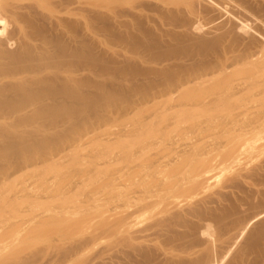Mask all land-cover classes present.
I'll return each instance as SVG.
<instances>
[{
    "label": "rangeland",
    "instance_id": "rangeland-1",
    "mask_svg": "<svg viewBox=\"0 0 264 264\" xmlns=\"http://www.w3.org/2000/svg\"><path fill=\"white\" fill-rule=\"evenodd\" d=\"M97 1H101L100 3L106 6L102 8L103 11L100 15L107 17V20L102 21L98 27L95 25L100 30L94 27V29L99 30L103 41L99 43L100 45L90 43L88 46L83 42L81 44L73 41L60 43L55 39L56 35H62V32L54 31L51 27L52 14L54 13L52 3L54 0H0V92L12 97V101L6 103L7 108L0 109V167L14 163L13 167L7 165L10 172H13V176L8 182H3L5 175L0 170V264H114L115 235L112 206L114 205V189L118 187L117 185H128L129 179L130 184L135 183L134 178L136 179L138 174L143 172L146 165L144 163H147L146 161L152 156L159 155H157V153H160L159 145L163 140H174L176 138L193 140V138L201 137L223 138L225 140L228 135V128L218 129L219 132L213 126L216 127L220 121L226 122L227 120L232 121L234 124L239 123L241 125L243 123L247 125L255 121L257 116L259 98L255 88L257 85L260 87V82L249 80L248 76L238 73L236 69L242 65L240 64L242 61H238V58L241 57L239 55L247 45L249 51L264 48V0H252V3L251 0H201L199 4H194V10L190 8L192 6L190 0ZM219 2L221 3L219 4ZM145 6L147 7L145 8ZM221 7H224V10ZM4 8L13 12L6 15ZM237 8L240 9L237 10ZM243 10H246V13ZM228 14L230 15L227 16ZM247 14V21H251V19L252 21H246L249 34L244 36L236 27L241 24L240 21L244 20ZM195 15H198L202 29L199 33L196 32L197 34L193 33L190 26L191 21H189ZM250 15L253 16L248 18ZM223 16L224 18H222ZM256 16L259 20L256 19ZM254 19L261 23L256 22ZM156 23L158 26L155 25ZM219 23L221 26L218 25ZM114 24L117 30L115 34L118 33L117 35H120L121 40H118L120 38L110 39L114 35L111 31L107 33ZM209 24L210 26H208ZM107 26L109 27L108 30ZM223 27L225 32L230 31V33L228 37L227 35L224 36L221 45L217 48L218 51L212 50L213 52H208L209 55L206 54L208 56H201L200 47L193 43L196 38L209 36L206 39H210V35L211 38L213 34H215L214 37L218 35L217 33L222 35L225 33L222 31L224 30ZM221 31L222 33H220ZM94 34L88 31L87 36L91 38L97 35ZM107 34H111V36ZM175 38L178 39L175 40ZM139 39L141 42H138ZM142 40L145 43H142ZM182 41L183 43H181ZM167 42L170 43L166 44ZM184 42L191 45V50H189L190 46L188 45V47ZM138 43H140V46L143 45L140 47ZM156 43L159 45L158 47ZM145 46L147 49L150 48L149 51ZM220 47H222V50ZM88 48L93 51L92 59L83 57L88 52ZM133 48L135 50L132 51ZM154 48L155 50L158 48V51H153ZM159 48L161 49L159 50ZM30 49L34 50V57L25 58L24 62L17 61L14 57V53L24 56ZM151 49L153 50L151 51ZM173 49L178 50L175 52ZM192 50L197 53L190 52ZM151 52L156 54L152 55ZM182 52H185V55ZM194 53L195 56L192 57ZM100 54L103 55L101 58ZM165 54L171 57L164 56ZM196 54L198 60L196 58L195 61ZM211 54L215 56L213 57ZM126 55L137 58L128 70L123 65L124 60L128 58ZM156 55L159 56L157 58H160L161 61L164 60L162 63L158 62L160 63L158 65L154 64L153 61V63L151 62ZM162 56L164 57L161 58ZM200 56L202 59L205 57L204 62L201 61ZM168 58L175 62H171L174 66H171ZM223 58L227 59L224 73L229 67L226 73L229 71L230 74L227 73L226 76L215 78L214 83L209 82L207 83L208 86H203L204 88L209 87L207 91H211L205 92L202 87L199 93L180 94L179 91H176V94L172 92L174 95L172 93L168 95L169 98L172 97L181 101L180 106L140 108L137 101L140 100L139 97L142 96V93L134 91V94L131 91L129 93L127 90L123 91L121 89L124 88L123 85L128 84L127 77L129 78V75H136L134 77L139 82L144 78L143 74L155 67L154 65L159 70L164 69V74L175 72L177 80L178 76L183 79L184 74L186 77L194 76L197 70L193 71L190 68L196 62L201 64H198L200 68L198 66L197 71L200 75L203 73L218 75V71L221 72V69L216 64H219ZM208 61L213 62V64L209 65ZM119 62L122 64H119ZM181 63L184 64L182 67ZM169 64L172 68L169 67ZM188 64L190 65L188 66ZM178 65L180 66L178 68L183 70H180L182 72L175 67ZM193 66L194 69L197 67ZM121 67L124 70L123 72L120 70ZM171 69H175V71ZM186 69L190 70V74H192L190 75ZM116 71H118V75H115L117 74ZM119 71L122 74H119ZM126 71L127 75H125ZM133 71L138 73L134 72V74ZM139 77L140 79H138ZM246 78L248 79L246 80ZM239 80H242V82L240 83ZM68 81L72 85L77 84L69 87L68 90H63L64 88L61 85ZM102 83H105V87ZM120 85L121 88H119ZM212 86L214 88H211ZM14 90L19 93L16 95L13 92ZM108 90H114L113 93H115L110 95ZM202 90L206 94L203 92L201 94ZM136 92L139 94H136ZM248 92L249 94H247ZM39 93L42 96L38 95ZM252 93L253 95L250 96ZM177 94L182 97L179 99ZM183 95L189 96L192 101L187 96L184 98ZM234 97L237 99L236 101ZM186 98L189 102L186 101ZM199 98L201 99L200 102ZM250 100H253L254 103ZM44 103L51 105L48 118L42 114L41 107ZM194 103L200 107H196ZM190 108H193V110ZM195 109L198 111H194ZM214 110L215 114H218L217 116L212 114ZM10 113L12 114L9 115ZM221 117L224 118L221 119ZM52 118L53 122L55 119H59L63 123V126L60 125V131L58 132V129L57 134H55L57 137L54 135L55 131L52 134L58 139L56 141L52 140L49 144L50 139H47L48 142L45 147H38L39 149L26 153L23 160L15 158L13 142L25 140L26 130L45 126ZM3 120H7V122ZM262 133H260V137L257 136L259 134L254 132L237 135L236 144L238 146H241V143L244 146L247 141L249 144H245L246 147L244 146L241 151L239 148L233 157L225 156V159H223L220 153L211 157L208 162L213 166L206 176L212 177L207 184L211 188H223L233 178L236 183L240 184L237 185L236 190L242 196L244 195L243 197L248 200L249 206L252 205V202L255 203L253 198L257 199V197L259 200L256 203L260 204L262 202L261 206H263L264 161L262 159H264V139L259 141L264 138V132ZM251 138L252 141H250ZM254 139H258L259 143L256 141L258 144H255ZM253 142L255 145L251 144ZM220 159L223 160L220 162ZM221 169L223 170L221 171ZM135 170L136 172H134ZM218 172L222 173L219 174ZM133 173L136 175H133ZM216 175H219V177ZM198 178L201 179L202 176ZM242 184L245 187L247 186L246 189ZM261 190H263L262 194ZM248 196L250 199L252 196V199L249 200ZM254 205L255 207H253ZM254 205L251 208L255 209L257 204ZM258 208L260 207H257V210ZM251 224L249 227L252 228L256 227L257 223Z\"/></svg>",
    "mask_w": 264,
    "mask_h": 264
},
{
    "label": "bare ground",
    "instance_id": "bare-ground-1",
    "mask_svg": "<svg viewBox=\"0 0 264 264\" xmlns=\"http://www.w3.org/2000/svg\"><path fill=\"white\" fill-rule=\"evenodd\" d=\"M163 1H169V0H163ZM200 1L201 0H190V3L192 4V6L190 8H192V10H194V8H195L194 4L195 5L199 4ZM210 1H212V0H210ZM100 2L97 0H54V2L52 3V8L54 9V13L52 14L53 17H52V21H51V27L54 31H61L62 32V35H56L55 39L60 43H64L67 41H73V42H78L81 44L83 42V43H86L88 46L90 43H97V44L101 43L103 41V38H102V35L99 34L100 28H97V27L99 26V24L102 21H106L107 17H104V15H100L101 12L103 11L102 8L106 7L105 4H102ZM220 3L221 2H219V4ZM251 3H252V0H251ZM149 5H147V6H149ZM237 5L238 4H236V6ZM147 6H145V8ZM218 6H220V5H218ZM238 7H239V5H238ZM253 7H254V5H253ZM136 8H137V6H136ZM218 8H220V7H218ZM221 8H223V10H224V7H221ZM239 9L240 8H237V10H239ZM254 9H256V8H254ZM112 10H114V9L112 8ZM243 11H245V13H246V10H243ZM12 12L13 11L7 10L6 8H4V13L6 15L11 14ZM112 13H114V12H112ZM227 13H230V12H227ZM224 14H226V13H224ZM250 14H252V13H250ZM253 14H254V12H253ZM211 15H213V14H211ZM229 15L230 14H228L227 16H229ZM121 16H123V15H121ZM197 16L195 15L191 20H189V21H191L190 26L193 30V33H196V32L199 33L202 30L201 26L199 24V19ZM247 16H248V14L246 15L244 20L240 21L241 24L238 27H236L237 30L239 28V30H240L239 32L242 33V35H244V36L249 34V31H248L249 29L247 28V22L252 21V19H251V21H249V20L247 21ZM251 16H253V15H250L248 18H250ZM210 17H212V16H210ZM233 17H234V14H233ZM222 18H224V16ZM235 18H237V17H235ZM253 18H255V17H253ZM186 19H187V16H186ZM228 19H229V17H228ZM256 19H257V16H256ZM256 19H254V20H256ZM153 20H155V19H153ZM239 20H240V18H239ZM257 20H259V19H257ZM257 20H256V22L261 23L260 21H257ZM172 21H173V19H172ZM182 23L184 24V22H182ZM165 24H168V23H165ZM183 24H182V26H183ZM238 24H239V22H238ZM248 24H250V23H248ZM155 25H157V23ZM218 25L221 26L220 23ZM253 25H255V24H253ZM177 26L179 27L178 24H177ZM208 26H210V24ZM94 27H96V29H99V30L94 29ZM125 27H126V24H125ZM127 27H129V26H127ZM202 27H203V25H202ZM248 27H250V26H248ZM108 28L109 27L107 26V30H108ZM257 28H258V26H257ZM92 29H94V30L92 31ZM159 29H161V28H159ZM251 29H254V28H251ZM95 30L97 31V33ZM138 30L140 31V29H138ZM88 31L95 33L94 35H96V34L97 35L89 38L90 36L89 37L87 36ZM109 31H111L112 35H114V37H112L110 39L120 38V35H117L118 33L115 34V32L117 31L115 24L110 27V30H108L107 33H109ZM118 31L120 32V29ZM203 31L201 32L202 35H203ZM222 31L225 32V28ZM222 31L220 33H222ZM229 33H230V31H226L222 35H219V33H217L219 36L217 35L216 37H214L213 35H215V34L212 33L213 34L212 38H211V35H210L211 33H210L209 34L210 39H206L207 37L209 38V36H207L206 38L204 36H203L204 38H202V37L196 38V41H194L193 43L200 47L201 52H200V50H198V51L200 53H202V55L200 53H198V54H200L201 56H208L210 54L208 52H210L212 50L218 51L217 48H219V46L221 45V41H223L224 36L227 35V37H228ZM255 33H257V32H255ZM236 35L238 36L237 33H236ZM108 36H111V34ZM141 36H142V34H141ZM166 36H168V35H166ZM183 36H185V35H183ZM87 37H88V39H87ZM124 37L127 39L126 36H124ZM173 37H177V36H173ZM194 37H193V39H194ZM129 38H131V37H129ZM129 38H128V40H130ZM177 39L175 38V40H177ZM118 40H121V38ZM104 41L108 42L106 40H104ZM112 41H115V40H112ZM138 42H141V40ZM153 42H155V41H153ZM176 42H178V41H176ZM189 42H191V41H189ZM237 42H239V41H237ZM142 43H145V42H143V40H142ZM168 43H170V42H167L166 44H168ZM181 43H183V41ZM103 44H105V43L103 42ZM112 44H113V42H112ZM146 44H147V42H146ZM235 44H236V42H235ZM138 45L140 46V43H138ZM170 45H172V44H170ZM185 45H187V46L189 45L190 49L188 48L189 46L187 47V49L191 50L190 44L185 43ZM238 45H239V43H238ZM152 46H154V45H152ZM158 46L159 45L157 44V47ZM161 46H163V45H161ZM167 46H169V45H167ZM147 47H148V45H147ZM147 47H146V49H147ZM155 48H156V46H155ZM155 48H154V50L151 49V51L153 50V51L157 52L158 48L156 50H155ZM220 48L222 50V47H220ZM146 49H145V51H146ZM149 49L150 48H148L147 51H149ZM160 49L161 48H159V50ZM248 49H249V47L247 45L245 47L244 51L241 52V55H239L241 57L238 58V61H242V62H240V64H242V65H240L241 67L236 66V67H239L236 70L238 71V73L240 72L244 76H248V78H250L249 80H258L260 82V87L257 85V87L255 88V90L257 91V96L259 98L258 99L259 102L257 103V104H259V109H258L257 116L256 117L254 116L255 121H253L247 125H244L243 123H242L243 125L242 124L239 125V123L234 124L232 121H229V120H227L226 122L220 121L218 126H216V127L213 126V128L217 129V131H219L218 129H221L223 127H225V128L227 127L228 128V133H227L228 135L226 134L227 138L225 140H223V138H221V139L213 138L212 139V137L211 138L201 137V138H197V139L193 138V140L192 139L186 140V139H181V138L180 139L176 138L174 140H172V139L171 140H163L162 139L163 141L159 145L160 146V153H157V155L158 154L159 155L158 156H152L151 158H149V160L146 161L147 163H144V165L146 164L145 168L141 174H138L136 179L134 178L135 183L133 182V184H130L131 181H129L130 180L129 179L128 183H127L128 185H125V183H124L125 186L117 185L118 187H116L114 189V196H113V200H114L113 204L114 205L112 206V210H113L112 219H113V224H114V235H115L114 264H264V208H263L264 204H262L263 206H261L262 202H260V204L256 203V201L259 200L258 197H257V199L253 198V201L255 200V203L252 202V205L257 204L258 206L256 205V208H255L256 210L254 208H251L252 205L249 206L248 200H245V198L243 197L244 195L242 196L236 190V188L238 187L237 185H240V184L238 182H237L238 183L237 184L235 182V179H233V178L230 179V183L228 185L225 183L227 186L224 185V187H223L224 189H223V188H211L207 183H208V180L212 176L211 177L206 176L207 173L211 170V168L213 166V165L209 164V162H208V160L211 159V157H213L219 153L222 154L223 157H221V158H223V159H225L224 158L225 156L226 157H233L234 153L237 152L239 150V148L241 151V149L245 146V144L248 143V141H247L244 144V146H242L243 145L242 143L240 144L242 147L238 146V144H236L237 135H240V134L245 135L247 133L254 132L256 134H259L257 136L260 137V133L264 132V48H262L261 50H257V51H249ZM133 50H135V48H133L132 51ZM173 50H175V52H176L178 49H173ZM145 51H144V53L147 52V51L146 52ZM165 51H167V50H165ZM181 51H182V49H181ZM190 52H196V51L192 50ZM190 52H189V54H191ZM219 52H220V50H219ZM227 52H228V50H227ZM184 53L182 52L183 55H185ZM140 54H142V53H140ZM155 54L152 53V55H155ZM167 54H165L164 56H168L170 58L171 57V56H169L170 53H169V55H167ZM206 54H208V55H206ZM217 54H218V52H217ZM191 55H190V57H191ZM34 56H35V54H34L33 49H30L28 51V53H26L24 56L19 55L17 53H14V57L16 58V60L17 61L20 60L22 62L25 61V58L34 57ZM101 56H103V55L100 54V58H101ZM120 56H123V55H120ZM126 56L128 58H126L125 60L123 59L125 62H123V61L122 62L124 63L123 65L128 70L129 67L132 65V63H134V61L137 60V58H135L134 56H130V57L128 55H126ZM164 56H162L161 58H163ZM194 56H195V53L193 54L192 57H194ZM201 56H200V58H201ZM83 57L92 59L93 51L88 48V52L85 53ZM157 57H159V56L156 55V57L153 60L149 59L150 57L148 59L151 60V62L152 61L155 62L154 64H156V65L160 64L158 62L162 63V61H164V60L161 61L160 58H157ZM184 58H186V57H184ZM196 58H197V54L195 57V61H196ZM204 58L203 59L201 58V61L204 62ZM178 59H180V58H178ZM197 60H198V58H197ZM226 60L227 59L223 58V60L221 59V62L219 64L215 63L221 69V72L220 71H218L219 73L217 72L218 75L220 74L221 76L220 75L218 76L217 74L211 75L213 73L210 74L211 76L208 75V73H206V74L203 73L200 75V73L197 72L198 66H199L198 64H200V63L196 62L193 65H195L197 67L195 69L192 68L193 65L191 63L192 66L190 68V70L192 69L193 71L197 70V71H195L196 74H194V76H192L191 75L192 73L190 74V70L186 69L189 71V74L191 76L189 77L187 75L189 77L188 78L184 74V77H183V74H182L181 76L183 77V79H181V78H179L178 75H176V76H178V80L175 77V72L174 73H172V72L167 73L166 72L164 74V72H165V71H163L164 69L159 70L157 68V66L154 65L156 68L153 67V68L147 70L146 72L144 70V72H145L143 74L144 78L138 82V80L135 78L136 75H134L135 74L134 72L137 71L135 68L136 71H133V73H134L133 75L135 77L129 75V78L127 77L128 84L123 85L124 88H121V85H120L119 88L123 89V91L127 90V92H129V93H130V91L133 93H134V91H139L140 93H142V96L139 97L140 100L139 101L136 100L138 103V106L140 108H146L149 106H158V107L159 106L175 107L178 105L180 106L181 101L175 100L176 98H174V99L172 97L169 98L168 95H170L172 92H175L174 94H176V91H179L180 94L181 93L187 94L189 92L191 94H192V92H193V94L197 93V92L199 93L201 88L203 86L205 87V85H207V83L213 82V80L215 78L226 76L227 73H229V71L226 73V71L229 69V67H228V69L226 67V69H227V70L225 69L226 74L224 73V67L227 65ZM169 61L171 64V62L173 60L171 61L169 59ZM139 62H140V60H139ZM208 62L207 63L209 65L213 64V62L210 63L211 61H208ZM120 63L121 62H119V64ZM176 63H178V62H176ZM170 64H169V67L174 66V64L173 65L171 64V66H170ZM178 64L180 65V63H178ZM179 65L175 66V67L178 68V67H180ZM183 65L184 64H182L181 67ZM189 65L190 64H188V66ZM116 66H118V65H116ZM195 66H193V67H195ZM115 68L117 69V67H115ZM199 68H200V66H199ZM233 68H234V66H233ZM183 69H185V68H183ZM120 70H122V67ZM171 70H173V69H171ZM180 70H182V69L180 68L179 71ZM123 71L124 70H122L121 72H123ZM130 71H131V69H130ZM173 71H175V69ZM179 71L177 70V72H179ZM182 71H180V72H182ZM188 71H186V73H188ZM184 72H185V70H184ZM116 73L117 74H115V75H118V71H116ZM125 73H123V75L124 74L127 75V71ZM136 73H138V72H136ZM238 73H237V75H238ZM119 74H122V73H120V71H119ZM129 74H131V73H129ZM197 74H199V75H197ZM123 75H121V76H123ZM125 75H124V77H126ZM56 76L59 78L58 75H56ZM121 76H119V77L121 78ZM124 77H122V78H124ZM248 78H246V80ZM138 79H140V77ZM241 82H242V80L240 81V83ZM75 84H77V83H75ZM75 84L72 85L68 81L61 86H63V88H64L63 90H68L69 87H73ZM104 84L105 83H102L103 86H104ZM223 85H225V84H223ZM234 85H235V83H234ZM204 87H203V89H205L204 91L206 92L207 89H209V87L208 88H204ZM211 88H214V87L212 86ZM106 89H107V86H106ZM114 89H115V87H114ZM116 90H117V88H116ZM113 91L114 90H110V91L108 90L110 95L115 93V92L113 93ZM208 91H211V90H208ZM232 91H231V93H232ZM240 91H241V88H240ZM13 92L16 95L19 93L17 90H14ZM202 92H203V90L201 91V94H202ZM137 93L138 92H136V94ZM204 94H206V93H204ZM247 94H249V92ZM38 95L42 96L40 93ZM177 95L179 96V94H177ZM252 95H253V93L250 96H252ZM186 96L187 95H183L184 98ZM241 96H243V95H241ZM254 96H256V95L254 94ZM181 97L179 96V99ZM187 97H189V96H187ZM220 97H221V95H220ZM244 98H245V95H244ZM189 99H191V98L189 97ZM193 99H194V97H193ZM234 100L236 101L237 99L234 97ZM253 100H255V99H253ZM253 100L252 101L250 100V101L254 103ZM11 101H12V97L10 95H8L4 92H0V109L7 108L6 103H9ZM186 101H188V99ZM191 101H192V99H191ZM200 101H201V99L199 98V102ZM231 101H233V100H231ZM188 104H190V103H188ZM211 104H212V102H211ZM214 104H216V103H214ZM226 105H227V103H226ZM50 106L51 105L49 103H44L41 107L42 114L45 115L46 118H48L49 113L51 112V110L49 109ZM195 106H196V104H195ZM197 106H199V105H197ZM212 106H213V104H212ZM215 106H217V105H215ZM178 109H180V108H178ZM197 109H200V108H197ZM197 109H195L194 111H196ZM210 109H212V108H210ZM219 109H218V112H219ZM221 109H222V107H221ZM191 110H193V108ZM225 110H226V108H225ZM182 111H184V110H182ZM205 112H207V111H205ZM11 114L12 113H10L9 115H11ZM212 114H215V110H214V113H212ZM217 115L215 114V116H217ZM222 115H224V114H222ZM184 116H186V115H184ZM191 116H193V115H191ZM224 117H221V119H223ZM231 117H232V114H231ZM201 118H202V116H201ZM227 119H228V117H227ZM50 120H49V123L45 126L36 127L32 130H26L25 131V133H26L25 134V140L13 142L15 158H17L18 160H23L25 158L26 153L32 152V151L36 150L38 147L39 148L45 147L46 146L45 144L48 142V141H46L47 139H50L48 144L52 140L56 141L58 139V138L56 139L57 136L55 134H57L58 129H59L58 132L60 131V125L63 126V123H61L60 122L61 120H59V119H55L54 122H53V118ZM3 121L7 122V120H3ZM234 121H235V119H234ZM228 123H230V124H228ZM231 124H233V125H231ZM197 126H198V124H197ZM195 127H193V128H195ZM202 128H203V126H202ZM62 129H64V128H62ZM62 129H61V132H62ZM214 129H213V132H214ZM211 130H212V128H211ZM54 131H55V133H54ZM226 132H227V130H226ZM53 133L56 137H54V135H52ZM201 133H202V131H201ZM208 133H210V132H208ZM186 138H188V137H186ZM255 139H254L255 144H258L259 141H262L264 138H262V139L260 138L261 140H259V141H257L259 138L257 140H255ZM250 141H252V138ZM256 141L258 143H256ZM251 144L253 145L254 142ZM156 147H157V144H156ZM152 151H153V149H152ZM238 158H240V157H238ZM223 159H220V162ZM262 160L264 161V159H262ZM7 165L12 166V165H14V163L13 164H7ZM7 165L0 167V170L3 171V173L5 175L3 182H8L10 180V178L13 176L12 175L13 172L12 173L10 172ZM236 167H237V165H236ZM259 169H261V168H259ZM222 170L223 169H221V171ZM217 171H218V168H217ZM134 172H136V170ZM213 172H214V170H213ZM256 172H258V171H256ZM220 173H222V172H220ZM212 174H214V173H212ZM212 174H210V175H212ZM133 175H136V174L133 173ZM251 175H253V174H251ZM251 175H250V177H251ZM201 176H202V178L199 179L198 177H201ZM217 177H219V175ZM251 179H253V178H251ZM263 179H264V175H263ZM213 180H211V181H213ZM254 180H256V179H254ZM261 180H262V178H261ZM114 183H115V181H114ZM251 185H254V184H251ZM246 187L244 186L245 189H246ZM253 190H255V189H253ZM239 191H240V189H239ZM262 191L263 190H261V194H262ZM240 192H242V191H240ZM246 192H244V193H246ZM250 192H251V190H250ZM256 192H257V190H256ZM263 196H264V194H263ZM248 198H249V200H251L252 196H251V199L249 196H248ZM250 204H251V202H250ZM253 207H255V205ZM257 207H260L261 209L258 208V210H257ZM249 208H251L250 210L252 212L249 210ZM253 210H255V211H253ZM251 222H252V224H251ZM255 223H257L256 227H252V228L249 227L250 224L253 225Z\"/></svg>",
    "mask_w": 264,
    "mask_h": 264
}]
</instances>
